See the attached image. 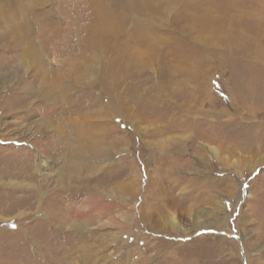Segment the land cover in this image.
Returning <instances> with one entry per match:
<instances>
[{
	"label": "rangeland",
	"instance_id": "374dc122",
	"mask_svg": "<svg viewBox=\"0 0 264 264\" xmlns=\"http://www.w3.org/2000/svg\"><path fill=\"white\" fill-rule=\"evenodd\" d=\"M8 1L0 264H264V0H140L146 40Z\"/></svg>",
	"mask_w": 264,
	"mask_h": 264
},
{
	"label": "bare ground",
	"instance_id": "6f19581e",
	"mask_svg": "<svg viewBox=\"0 0 264 264\" xmlns=\"http://www.w3.org/2000/svg\"><path fill=\"white\" fill-rule=\"evenodd\" d=\"M15 1L16 0H9L8 2L10 4V6H12V7L15 6L16 8L22 9V8H20L19 5H23V3L19 2V3L15 4ZM147 1H149V0H147ZM88 2L92 3L91 10H92V16L96 19L97 29L95 31H96L97 35H108L111 38H113V40L118 39L121 36V34L127 29L126 28L127 22H129L130 20H133L135 25L132 29H130V35H131L130 38L131 39L134 38L136 40L148 39V35H149V31L151 30V27L147 25V23H148L147 21L149 20V19H147V16L149 14H151V10H153L151 4H147L146 2H143L140 0H88ZM111 4L114 5V9L112 11L109 9V6ZM89 13H91V11ZM35 19H36V16L32 17V15H31L29 22L34 23ZM37 19L42 20L43 18H41V19L37 18ZM82 21H84V19H82ZM115 21H117L118 23L115 24L114 23ZM78 23H80V22H78ZM56 25H57L56 22H50V24L47 25V28L55 27ZM67 31H69V30H67ZM24 33L26 35V38H31V33H29V32H24ZM84 47H79V48L77 47V49L75 51H73V54L75 53V54H78V55H81L82 57H84L85 53H86ZM80 64H82V63H80ZM78 140H79V147L81 148V150L83 151V154H84L85 151L90 148V145H88L87 143H83V140H81L80 136H79ZM207 148H208V150H210V152H212V154H213L212 157L218 159V157H217L219 154L218 149L210 147V146H207ZM39 168H40L39 166H38V168H36L37 172H39ZM58 213H56L57 216H60V215H62L63 212H62V210H59ZM209 214H210V212H207V215H209ZM171 215H173V214H171ZM200 215H201V213L199 214V216ZM199 216H196V218L199 219L200 218ZM210 216H212V215H210ZM65 222H66L65 220L62 221V223H65ZM172 222L173 223L175 222V217L172 218ZM69 223L70 222H68V226H69Z\"/></svg>",
	"mask_w": 264,
	"mask_h": 264
}]
</instances>
